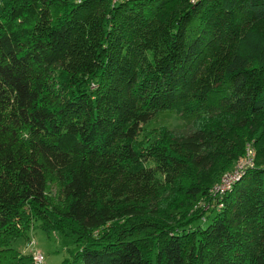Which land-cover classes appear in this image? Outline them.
I'll return each instance as SVG.
<instances>
[{
    "label": "trees",
    "instance_id": "1",
    "mask_svg": "<svg viewBox=\"0 0 264 264\" xmlns=\"http://www.w3.org/2000/svg\"><path fill=\"white\" fill-rule=\"evenodd\" d=\"M161 110L193 129L141 136ZM232 124L254 165L189 213ZM263 139L264 0H0V264L35 224L61 264H264Z\"/></svg>",
    "mask_w": 264,
    "mask_h": 264
},
{
    "label": "rangeland",
    "instance_id": "2",
    "mask_svg": "<svg viewBox=\"0 0 264 264\" xmlns=\"http://www.w3.org/2000/svg\"><path fill=\"white\" fill-rule=\"evenodd\" d=\"M197 117L194 115L189 116H181L173 110H161L158 111L144 126L143 132L141 136L149 133H153L152 138H154L161 129H165L171 133L175 134H184L188 133L190 130L193 129L195 124V119ZM233 130H231L230 140L233 143L237 144L238 146H242L239 143V134L240 132H246L247 135H251V138L246 140L245 145L251 144L256 151L255 144H254V137L256 134L257 127L254 126L250 129L246 128L247 126L244 125H236L238 129H236L235 124H232ZM230 126V127H231ZM140 136V138H141ZM264 144V139L261 141ZM245 145L241 148L242 152L240 155L235 157L231 165L228 167L227 170L221 171V173L211 181L208 195L206 197L198 198L191 206L189 213L197 214L199 212L207 213L210 209L206 208V204L209 201V195L211 190L217 185V183L221 180L222 176L226 174L230 169H232L239 157L244 154ZM260 146V145H259ZM263 150V149H262ZM261 153V151L259 152ZM264 153V151H262ZM256 155V152H255ZM212 169H206L204 171H196L197 176L200 179H211L213 177ZM179 215L176 214V211L172 212L169 217H176L178 218ZM168 217V216H167ZM210 221L208 220L203 221L202 225L206 226ZM27 235L29 236V240L25 238V236L18 237L12 242V246L19 250L22 253L31 254L32 251H37L42 253L43 261L41 264H61L64 259H67L71 256V253L74 252L78 245L76 244V235L72 234L71 232L67 233H59L54 230H50L46 232L39 228L37 224L31 227ZM33 260V259H32Z\"/></svg>",
    "mask_w": 264,
    "mask_h": 264
},
{
    "label": "built area",
    "instance_id": "3",
    "mask_svg": "<svg viewBox=\"0 0 264 264\" xmlns=\"http://www.w3.org/2000/svg\"><path fill=\"white\" fill-rule=\"evenodd\" d=\"M254 160H255L254 149L251 146V144L247 143L245 145L244 154L237 159L234 167L222 176L221 180L211 190L210 194L215 195L230 188V186L241 176L242 172H244L245 169L254 165ZM206 208L207 209L212 208V204L210 200L206 204ZM31 257L36 264H41L43 261V255L40 252L32 251Z\"/></svg>",
    "mask_w": 264,
    "mask_h": 264
}]
</instances>
